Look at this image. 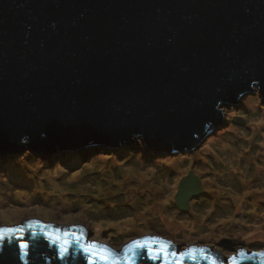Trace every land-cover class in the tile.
<instances>
[{"label": "water", "instance_id": "1", "mask_svg": "<svg viewBox=\"0 0 264 264\" xmlns=\"http://www.w3.org/2000/svg\"><path fill=\"white\" fill-rule=\"evenodd\" d=\"M255 88L264 102V0H0V154L117 148L137 138L152 151H191L221 123L222 107ZM202 193L189 172L174 204L187 211ZM17 227L28 256L5 233L0 264H88L83 246L90 244L98 245L90 249L93 264H165L163 256L150 259L146 247L129 248L157 237L150 234L115 251L86 240L77 223L25 217L0 225ZM158 238L177 256L207 250L180 264H230L233 255L236 264H264L246 258L257 251L240 257L238 248L224 259L207 246L179 250Z\"/></svg>", "mask_w": 264, "mask_h": 264}, {"label": "rangeland", "instance_id": "2", "mask_svg": "<svg viewBox=\"0 0 264 264\" xmlns=\"http://www.w3.org/2000/svg\"><path fill=\"white\" fill-rule=\"evenodd\" d=\"M221 112V123L191 151H152L137 138L117 148L1 154L0 225L25 217L77 223L86 240L115 251L143 234L179 250L207 246L224 259L238 248L264 251V102L255 88ZM189 172L203 193L181 211L174 196Z\"/></svg>", "mask_w": 264, "mask_h": 264}, {"label": "snow or ice", "instance_id": "3", "mask_svg": "<svg viewBox=\"0 0 264 264\" xmlns=\"http://www.w3.org/2000/svg\"><path fill=\"white\" fill-rule=\"evenodd\" d=\"M23 232V228L17 227L15 229L12 228H8V229H0V241H5L8 242V237L5 235V233H10L11 237L13 240H15L17 243L15 245L16 249L19 252L20 256H24L27 257L28 256V249H29V244L27 242H25L23 240V237L18 235L19 233ZM67 235V234H65ZM59 237H52L53 242L55 243L56 240H58ZM76 241L80 240V237L77 236ZM68 244L67 240H64L60 243V253L61 255L65 254L67 252V247L66 245ZM153 245H159V251L154 253V249H153ZM168 242L161 240L158 237H152V238H144L143 240H135L133 241V244L129 246V248H147V251L149 253L150 259H152L153 261L159 259L161 256H163L165 264H169L168 261V257L171 256L175 259V264H180V261L186 256H190L192 255L194 252H201L204 253L207 250L206 249H192L189 248L187 250V252H179L178 256H177V252L173 251L171 253H169L168 251ZM98 245L95 244H90V245H86L83 246V251L86 254H89V262L88 264H93V261L91 259V254H90V249H94L97 248ZM126 251H128V249H126ZM154 253V254H153ZM237 255H239L240 257H245V252L244 251H240ZM253 257H260V258H264V251H257L252 253L251 256L246 257L247 259H252ZM103 259V257H101ZM230 260V264H236V256L233 255L232 257L229 258ZM213 264H215V262L213 261Z\"/></svg>", "mask_w": 264, "mask_h": 264}, {"label": "bare ground", "instance_id": "4", "mask_svg": "<svg viewBox=\"0 0 264 264\" xmlns=\"http://www.w3.org/2000/svg\"><path fill=\"white\" fill-rule=\"evenodd\" d=\"M16 169H15V172H14V175L16 176V177H18L19 175L16 173ZM139 182H141V178L138 180Z\"/></svg>", "mask_w": 264, "mask_h": 264}, {"label": "trees", "instance_id": "5", "mask_svg": "<svg viewBox=\"0 0 264 264\" xmlns=\"http://www.w3.org/2000/svg\"><path fill=\"white\" fill-rule=\"evenodd\" d=\"M133 141H134V142H133L132 144H134V143L136 142L135 139H133ZM143 146H144V145H143ZM104 148H107V147H104ZM109 148H110V147H109Z\"/></svg>", "mask_w": 264, "mask_h": 264}, {"label": "clouds", "instance_id": "6", "mask_svg": "<svg viewBox=\"0 0 264 264\" xmlns=\"http://www.w3.org/2000/svg\"><path fill=\"white\" fill-rule=\"evenodd\" d=\"M28 149H26L25 151H27ZM25 151H23V152H25ZM29 151V150H28ZM66 151H69V150H66ZM1 155V154H0ZM4 155V154H3ZM108 246V245H107Z\"/></svg>", "mask_w": 264, "mask_h": 264}]
</instances>
